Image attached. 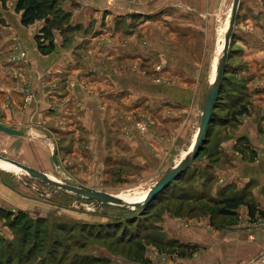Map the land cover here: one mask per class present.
Instances as JSON below:
<instances>
[{"label":"rangeland","instance_id":"obj_1","mask_svg":"<svg viewBox=\"0 0 264 264\" xmlns=\"http://www.w3.org/2000/svg\"><path fill=\"white\" fill-rule=\"evenodd\" d=\"M0 1L7 2L3 6L15 2V11L21 21L22 10L16 8L18 0ZM70 1L75 5L80 4L74 0H59V9L25 26L30 29L36 51L41 55L53 51L58 37L64 43L65 39H68L69 45L72 44V38H82L74 44L76 50L68 49L71 50L69 52L75 65H80L86 62H82L86 55V44L82 43L89 35L96 37L95 23H100L101 19L91 17L90 21L95 19V23L88 27L89 32L76 28L70 23L72 15L66 7ZM104 1L106 7H112L103 12L104 15L107 14L105 18L112 10L117 9L115 5L127 8L121 13L112 14L116 22L118 21L117 26L121 31L119 36H123H120L121 38H127L132 43L140 42L139 45H142V42L149 38L144 40V37L138 36L148 35L145 25L153 23L150 39L159 35L170 41L166 49L168 52L178 48L179 52L170 51L172 53L166 61V68L161 67V72L158 71L160 64L148 62L151 69H155L154 73L141 77L148 82L164 83L170 90L175 89L177 85H185V93L177 95L179 102L184 105V113L182 115L179 109L180 119L176 118L183 122L184 137H175L174 131L180 124L172 126L176 121L171 122V119L176 117L177 111V99L173 95L169 97L168 102L162 103L163 109L167 107L164 115L169 117L171 127L159 125L157 116L155 118L153 115L156 108L141 112L148 119L152 118V130L158 133V138L162 132L165 136L168 131L166 137L171 139L168 143L172 144V149L167 154L156 157L158 163L153 167L148 157L128 156L114 151L112 145L118 144L119 140L110 138L104 150L95 151V127L86 123V129L80 122L81 110L76 105L66 109L62 107L64 103H61V107L56 111L55 104L48 103V112L53 114L52 119L47 121L49 123L36 125L30 109L31 120L14 123L21 129L22 134L18 135L20 137L0 130V155L35 169L38 166L41 169L37 170H42L41 172L61 182L74 186L84 185L121 197L136 192H147L169 167L190 151L203 106L202 100L199 108L194 111L191 100L199 90L200 95L204 96L212 79V63H215L214 56L222 45L232 0H181L180 7L172 8L164 7L163 0ZM189 1H195V4L192 5ZM219 2L222 4L215 14L214 9L220 5ZM157 8L163 10H156ZM67 12L70 16L65 21L63 15ZM46 17L53 22L61 21V25L56 27L54 23L46 22ZM68 24L75 28H67ZM44 27H48V30H44ZM233 30L235 32H232L231 43L254 32L264 40V0H241ZM105 33L110 37V32ZM231 43L228 59L234 52L231 53ZM181 50L194 57L196 63L209 61V73L199 76L190 72L189 66L184 65L180 59ZM135 56L144 57L142 52H137ZM139 63L132 61L129 66L137 68ZM236 63L234 59L231 63L227 62V80L219 94L214 109L216 118L203 147L180 178L173 180L165 191L143 210L102 205L33 179L22 171L0 166V264H184L197 259L202 261V264H238L245 260H252L248 264H264V234L241 233L244 230L250 232L253 230L252 226H257L258 230L264 229V216H259V211L264 212V186L258 191V188L254 189L263 183L264 173L238 167V174L248 177L246 179L240 178V175L235 176L237 173L233 171L236 168H230V172L226 171L227 165L237 166L236 160L239 161L238 158L242 157L240 154L251 161L258 159L256 153H251L248 144L243 145L246 143L245 137L237 134L240 132H237L240 120L250 119V96L254 89L250 91L247 84L240 79ZM125 66L126 63L122 67L124 71ZM80 77L85 80L87 76ZM103 94L105 101H112L118 95L112 92ZM89 95L91 96V93ZM4 100L5 97L0 94V123H3L4 110L1 103L6 106ZM22 101L32 104L36 101L35 93L24 92ZM148 102L149 98L145 96L142 104H146L148 108ZM244 104L247 106V112L239 114ZM80 105L83 106L82 103ZM139 108L140 106H136L135 109ZM123 113L129 114L127 109L122 115ZM224 145L232 146L234 152L229 155L226 153L225 156L221 151ZM53 152L56 153V164L52 160ZM225 172L228 179L223 178ZM241 180L242 182H239ZM227 183L231 184L230 195L244 197L256 210L253 219L248 216L244 205L240 206L233 216L219 214L222 201H225L228 194L225 192L226 186L229 185H226ZM227 227L237 228L233 232L234 235L240 233L239 237L244 235L250 242L256 241L258 254L255 252L246 259L243 254L247 249L240 244L241 239L233 238L231 241V236L226 235L229 232H226ZM259 253L262 255L259 256Z\"/></svg>","mask_w":264,"mask_h":264},{"label":"crops","instance_id":"obj_2","mask_svg":"<svg viewBox=\"0 0 264 264\" xmlns=\"http://www.w3.org/2000/svg\"><path fill=\"white\" fill-rule=\"evenodd\" d=\"M75 1L80 4L75 5L71 1L66 4L68 11L72 15L70 23L73 26L87 31L89 30L88 27L95 23V19L90 21L91 17L101 19L100 23H95V26H97L96 37L89 35L82 43V45L86 44V55L82 58V62L83 60L86 62L80 65H75V61L71 58V52H69L71 50L68 49L71 48L74 51V44L82 38H72L70 40L72 44L69 45L68 39H65L64 43L60 37L58 39L56 37L57 40H55L53 51L50 54H38L30 29L21 23L19 15L15 11V2H10L7 4L8 6H3L7 2L2 3L0 1V94L5 97L4 103H6V106L1 103L4 109L3 123L1 122V124L21 130L18 128V124L15 126L14 123H25V121L31 120L30 109L32 110L34 122L39 125L52 119L53 114L50 115L48 112V103L55 104L56 111L61 107V103H64L62 107L66 109L76 105L82 113L80 122L85 125L86 129V123L95 127V151L104 150L107 140L111 138L120 141L118 144L112 145V149L117 151V153L128 156L140 155V157H148L152 167L153 165L157 166L158 159L156 157L167 154L172 149V144L168 143L171 139L166 137L169 132L166 131L165 136L162 132L160 138H158L156 136L158 133L152 130V118L148 119L141 112H146L145 109L151 111L150 108H156V110H153V115L155 118L157 116L159 125L165 124L166 127H171L170 124L172 123H170L169 117L164 115L167 107L163 109L162 103L168 102L169 97L173 95L177 99V111L176 117L171 119V122L176 121L172 126L180 124L174 131L176 132L175 137H184L183 122L176 120V118L180 119L178 116L179 109L182 115L184 113V105L179 102L177 95L185 93L186 87L185 85H177L175 89L170 90L164 83L148 82L141 76L153 75V70L155 69H151V64L148 62H154L156 65L160 64L158 71L161 72L162 69L166 68V61L169 59V54L172 53L170 51L179 52V50L175 47L168 52L166 49L170 41L163 39L159 35L153 37L152 40L150 39L151 29L154 27L153 23L145 25L146 33L149 32L148 35L138 36L144 37V40L147 37L149 38V40L142 42V45H139L140 42L132 43L127 38H121L123 36H119L121 31L117 26L118 21L116 22L112 14L114 12L121 13L127 8H122L119 4L115 5L114 7L117 9L112 10L105 18L107 14L104 15L103 12L112 7H106L104 0ZM163 2L162 5L166 8L181 6V0H163ZM221 2L214 9L215 14L218 13ZM189 3L194 5L195 1H189ZM156 10L163 9L157 8ZM106 31L108 34L110 32V37L105 35ZM233 32L235 31L233 30ZM262 38L255 32L241 37L239 41L231 43V53L234 52L231 58L227 59L228 63H231L233 59L236 60L240 79L247 84L250 91H252V88L254 89V93L250 96V119L249 121L240 120V128L237 131H240V134H237L245 137L246 143H243V145L248 144L249 148H251V153H256L258 159L251 161L248 157H243L244 155L239 153L242 157L238 158L239 161L236 160L237 166L235 164L227 165L228 168L226 169L227 172H230V168H236L233 171L237 173L235 174L236 177L240 175L237 172L238 167L252 172L264 173V40ZM64 48L67 54L63 52ZM233 48H236V50ZM137 52H142L144 57L135 56ZM180 52V59L184 65L189 66L190 72L199 76H205L209 73V61H204L202 64L196 63L194 57L186 55L183 50ZM214 57H216V54ZM132 61L140 62L137 68H130L129 65H131ZM124 63H126V72L122 69ZM81 65L84 67L83 69ZM213 65L214 62L212 63V68ZM166 73L168 72L166 71ZM82 75L87 76L85 80L80 77ZM31 91L35 93L36 104L32 102L29 105L28 102H23L22 100L24 99V92ZM93 92H96V94ZM104 92H112L118 95L112 101H105L103 99ZM89 93H91V96ZM145 96L149 98L148 108L146 104H142L145 101ZM202 96L200 95V90L197 95L193 96L191 107L194 111L202 103L204 99V96ZM136 106H140V108L135 109ZM83 107L84 110H82ZM126 109L129 114L126 115L125 112L122 115V112ZM142 125H145L148 129H145ZM174 132L171 134L173 135ZM116 146L117 150H115ZM221 151L225 156L226 153L229 155L234 152L232 146L228 147L227 145L222 146ZM36 168L41 169L38 166ZM227 172L223 176L225 179H228ZM240 178L248 179V177L243 175H240ZM239 182H242V180ZM231 184L225 185V191L228 194L231 191ZM241 184L243 185V183ZM262 185L264 186V180L260 186L254 187V189L258 188V191ZM247 226L249 228V224ZM256 228L257 226H252L251 229L253 230H250V232H246L243 229L245 232L241 231V233L259 235L262 232L264 234L263 228L260 230ZM236 229V227H227L226 232H229L226 235L231 236V241H233V238L241 239L240 244L247 249L243 256L249 259V256L255 252L258 254V243L256 241L250 242L244 235L239 237L240 233L234 235L233 232ZM254 229L256 232H254ZM257 254L254 256L256 257ZM260 255L262 253H259ZM249 261L251 262L252 260H245L238 264H248L250 263ZM184 264H202V261L197 259L196 261H187Z\"/></svg>","mask_w":264,"mask_h":264},{"label":"water","instance_id":"obj_3","mask_svg":"<svg viewBox=\"0 0 264 264\" xmlns=\"http://www.w3.org/2000/svg\"><path fill=\"white\" fill-rule=\"evenodd\" d=\"M239 3L240 0H232L228 25L223 36V46L215 58V72L213 74L211 81L207 86L206 93L204 95L198 130L195 134L192 147L190 151H188L176 164L169 167L161 175V177L153 185L149 187L147 194L145 195L142 201H127L125 199H122L118 195H111L107 192L100 191L95 188L87 187L84 185H78V186L70 185L61 182L55 178H52L47 174H45L44 172H41L33 167H30L28 165H25L21 162H18L11 158H7L2 155H0V160H5L15 165L22 172L26 173L33 179H37L45 184L62 189L66 192H70L94 200L102 205H107V206L112 205L122 209H140L144 207L159 192H161L166 186H168L173 180H175L183 171H185L186 168H188V166L192 163V161L200 151L202 144L204 143L212 110L214 108V103L220 89L222 76L225 71L226 61L228 57V48L230 45L231 34L235 23ZM0 130L13 135L22 134L20 130L12 127H8L1 123H0ZM52 160L55 164L57 163L55 152L52 153Z\"/></svg>","mask_w":264,"mask_h":264},{"label":"trees","instance_id":"obj_4","mask_svg":"<svg viewBox=\"0 0 264 264\" xmlns=\"http://www.w3.org/2000/svg\"><path fill=\"white\" fill-rule=\"evenodd\" d=\"M60 2H62V0H60ZM57 3H59V0H18L16 2V8L19 9V10H22L21 23L23 25H28V24L32 23L35 19H38L39 17H41L43 15H45V16L46 15H50L49 13H53L54 10L59 9V7H61V6H60V3H59L58 7H56ZM57 13H60V12H57ZM69 16H70V14L67 12L66 14L63 15V20L66 21ZM46 22L52 23V24L54 23V25L56 27H59L61 25V23H60L61 21L53 22L52 19H49L47 17H46ZM69 27H71V26L68 24L67 28H69ZM71 28H74V27H71ZM45 29L48 30V27H44V30ZM65 30L67 31L68 29H65ZM232 32H233V30H232ZM231 39H232V34H231ZM229 48H230V45H229ZM229 48H228V57L230 55L229 54V52H230ZM228 57H227V59H228ZM226 70H227V61H226L225 71H224V74L222 76L220 89H219V92L217 94V97H216V100H215V103H214V108L212 110V114H211V118H210V122H209V125H208V129H207V133H206L204 142H205L206 138L208 137L209 130H211V126L213 125L214 118H216L215 113H214V109L216 108L217 102L219 100V94H220V92L223 89V84L227 80L226 77H225ZM240 87H241V85H240ZM245 112H247V106L244 104V105L241 106L239 114H242V113H245ZM203 144H202L201 148L203 147ZM183 173H184V171L175 180L180 178V176ZM168 186H166L161 192H159L149 203H147L144 207H142L141 210H143L146 207H148L153 202V200L156 197H158V195H160L161 193H163L165 191V189ZM225 198H226L225 201H222L223 203H222L221 209H219V214H221L222 216H233V215L236 214L235 213L236 210L240 206L244 205L247 208L248 216L250 217V219H253L255 217L256 210H254V208L251 206V204L248 201H246L244 199V197H242V196H240V197H238V196L236 197L235 196L234 197L233 195H230V194L228 195L227 194V196ZM259 216L263 217L264 216V212H260L259 211Z\"/></svg>","mask_w":264,"mask_h":264},{"label":"bare ground","instance_id":"obj_5","mask_svg":"<svg viewBox=\"0 0 264 264\" xmlns=\"http://www.w3.org/2000/svg\"><path fill=\"white\" fill-rule=\"evenodd\" d=\"M222 46H223V39H222V45H221L220 49L218 50L217 54L220 52ZM217 54H216V56H217ZM214 72H215V63L213 65L212 72H211L212 77H213ZM0 166L4 167V168L5 167L13 168V169H16L17 171L21 172V170L18 167H16L15 165H13V164L5 161V160H0ZM146 194H147V192H143L142 194L136 192L134 194L131 193V194L123 195V196H121V198L125 199L127 201H142Z\"/></svg>","mask_w":264,"mask_h":264}]
</instances>
